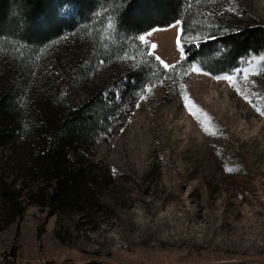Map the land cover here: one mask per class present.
<instances>
[{
	"label": "rangeland",
	"instance_id": "obj_1",
	"mask_svg": "<svg viewBox=\"0 0 264 264\" xmlns=\"http://www.w3.org/2000/svg\"><path fill=\"white\" fill-rule=\"evenodd\" d=\"M53 6L58 18H75L63 0ZM206 10L210 31H220L218 22L241 26L242 18L264 25V0H220ZM95 25L100 41L90 48L91 31L84 35L76 28L39 50L13 36L0 39V88L10 83L3 45L10 58L31 62L27 100L18 107L23 123L43 124L44 107L78 108L91 95L113 114L85 153V162L98 167L97 179L76 212L49 216L48 210L22 205L19 214L7 215L0 203V261L264 264V54L248 56L223 75L191 67L170 78L148 53L168 65L180 62L178 23L143 35L140 46L108 25ZM219 50L216 45L215 57ZM141 69L156 78L141 79ZM227 75L233 83L217 79ZM130 78L141 81L125 90L127 82L134 86ZM189 108L214 134H206ZM24 138L14 136L10 146L0 147V175L16 188L23 178L17 173L37 154L29 142L21 147ZM39 189L35 181L25 184L21 197Z\"/></svg>",
	"mask_w": 264,
	"mask_h": 264
},
{
	"label": "trees",
	"instance_id": "obj_2",
	"mask_svg": "<svg viewBox=\"0 0 264 264\" xmlns=\"http://www.w3.org/2000/svg\"><path fill=\"white\" fill-rule=\"evenodd\" d=\"M217 1L220 0H63L76 12L75 18L67 21L56 16L53 0H0V39L13 36L27 48L39 50L48 40L61 38L62 32L72 33V28H76L84 35L91 31L86 40V46L90 48L93 40L100 41V36L96 37L92 31L95 24L101 23L111 27L115 35L122 34L140 46L139 37L178 23L183 60L174 71L163 70L158 65L159 72L171 78L173 72L195 66L214 77L237 68L248 56L264 54L263 24L242 18V25L238 27H233L232 22H218L216 26H222L220 31L206 29L210 19L206 5ZM216 45L221 46L219 57L214 55ZM2 49L6 53L2 64L10 71V83L0 88V147L10 146L7 143L10 139L24 135L21 147L29 142L37 154L27 169L17 173L23 177L17 188L10 186L0 175V203L7 215L10 212L19 214L21 209L18 208L22 205L34 206L41 212L48 210L49 216L71 215L76 212L72 211L75 207L88 201L91 187L96 184L95 169L98 167L86 163L84 156L92 148L93 141L103 134V124L113 114L101 97L96 102V96L91 95L78 108L61 110L59 107L57 111H51L44 107L43 124L23 123L18 107L20 99L27 100L28 80L31 79L26 76L27 64L31 62L19 63L10 58L5 45ZM153 74V71L140 70L141 79ZM131 80L134 86L127 82L125 90L135 88L141 81ZM32 181L40 186L39 191L21 197L25 184H32ZM9 258L16 260V254H10ZM0 264L6 263L0 261Z\"/></svg>",
	"mask_w": 264,
	"mask_h": 264
},
{
	"label": "snow or ice",
	"instance_id": "obj_3",
	"mask_svg": "<svg viewBox=\"0 0 264 264\" xmlns=\"http://www.w3.org/2000/svg\"><path fill=\"white\" fill-rule=\"evenodd\" d=\"M64 2H70V0H64ZM61 6H63V4H62ZM139 39H140L141 41H143V40H144V37L141 36V37H139ZM177 44H178V46H179V37L177 38ZM150 47L154 48L155 45H151ZM148 55H152V53L149 52ZM154 59H155L159 64L163 65V70H168V69H170V68H171L173 71L175 70V66L165 64V63L160 59V57L156 56V57H154ZM192 71H193V72H197V73H199L200 70H199L198 68H196L195 66H193ZM241 71L243 72L244 70H241ZM185 74H187V73H185ZM217 79H224V80H228V81L230 82V84L233 83V78H232L231 75H227V76H224V77H217ZM242 79H243V80H246L247 77H246V76H243ZM148 91L150 92L151 89L149 88ZM237 91L239 92L240 90L237 89ZM185 107H189V105L186 103V104H185ZM189 111H190V113L193 115V117H194L195 119H197V122L201 124V126H202V128L204 129V131L206 132V134H214V133H210V132H209V129H208L207 127H204L203 120H201V118L196 114V112H193L191 108H189ZM198 111H202V110H198ZM257 111H261V110L258 108ZM261 114L264 115V111H261Z\"/></svg>",
	"mask_w": 264,
	"mask_h": 264
}]
</instances>
